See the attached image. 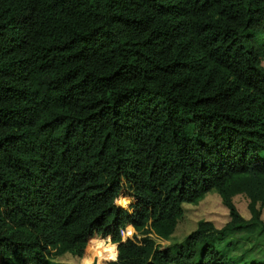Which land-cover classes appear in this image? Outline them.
Listing matches in <instances>:
<instances>
[{"label": "trees", "instance_id": "obj_1", "mask_svg": "<svg viewBox=\"0 0 264 264\" xmlns=\"http://www.w3.org/2000/svg\"><path fill=\"white\" fill-rule=\"evenodd\" d=\"M263 58L264 0H0V264L109 236L118 264H264L239 247L264 232ZM212 188L228 218L158 244Z\"/></svg>", "mask_w": 264, "mask_h": 264}, {"label": "rangeland", "instance_id": "obj_2", "mask_svg": "<svg viewBox=\"0 0 264 264\" xmlns=\"http://www.w3.org/2000/svg\"><path fill=\"white\" fill-rule=\"evenodd\" d=\"M262 62L264 64V58L262 59ZM232 200L240 213L243 216L248 217L250 213L247 208L248 198L245 193H234L232 195ZM182 205L183 212L178 217L174 229L165 241L171 242L183 237L190 229H192L196 225V221L199 218L208 219L215 226L221 225L228 218L227 208L222 203L217 191L213 188L206 191L195 201H185L182 203ZM260 214L264 217V206L261 207ZM127 228L128 227H124L122 230H127ZM250 237L251 238L247 241H239V247L252 245V248L245 254V257L247 259L250 257H264V232L251 234ZM113 242L115 243L116 241ZM84 251L85 246L82 253H84ZM236 252H238V250ZM81 255H76L68 250H64L56 256V259L72 261L80 264V259L82 258Z\"/></svg>", "mask_w": 264, "mask_h": 264}, {"label": "clouds", "instance_id": "obj_3", "mask_svg": "<svg viewBox=\"0 0 264 264\" xmlns=\"http://www.w3.org/2000/svg\"><path fill=\"white\" fill-rule=\"evenodd\" d=\"M113 203L119 207L127 208L128 204L131 203V200L127 197L121 196L115 198ZM134 231L135 230L131 225L128 226L127 230H121V241L126 242L127 239L133 236ZM156 242L158 244L169 243L168 241H164L162 238H157ZM118 260V244L114 243L110 236L103 239L93 237L90 239L89 245L85 249V255L80 259V264H118Z\"/></svg>", "mask_w": 264, "mask_h": 264}, {"label": "water", "instance_id": "obj_4", "mask_svg": "<svg viewBox=\"0 0 264 264\" xmlns=\"http://www.w3.org/2000/svg\"><path fill=\"white\" fill-rule=\"evenodd\" d=\"M115 243H117V242H115Z\"/></svg>", "mask_w": 264, "mask_h": 264}]
</instances>
